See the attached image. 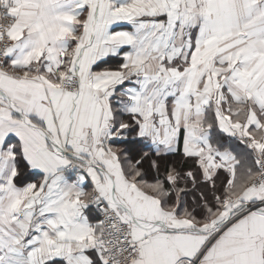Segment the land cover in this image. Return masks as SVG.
<instances>
[{
	"label": "snow or ice",
	"instance_id": "1",
	"mask_svg": "<svg viewBox=\"0 0 264 264\" xmlns=\"http://www.w3.org/2000/svg\"><path fill=\"white\" fill-rule=\"evenodd\" d=\"M0 264H264V0H0Z\"/></svg>",
	"mask_w": 264,
	"mask_h": 264
}]
</instances>
